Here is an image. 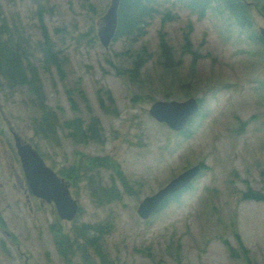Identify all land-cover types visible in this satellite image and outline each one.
Masks as SVG:
<instances>
[{
  "label": "rangeland",
  "instance_id": "374dc122",
  "mask_svg": "<svg viewBox=\"0 0 264 264\" xmlns=\"http://www.w3.org/2000/svg\"><path fill=\"white\" fill-rule=\"evenodd\" d=\"M157 1L143 35L115 38L107 51L98 31L111 0H0L1 16L23 29L33 63L43 59L42 27L61 52V73L41 74L59 122L101 126L99 141L75 143L67 129L43 139L33 132L41 111L28 90L0 92V264H57L55 234L75 238L82 225L103 227L102 249L116 264H264V200L252 198L264 197V0L240 1L250 28L220 5L199 17L189 0ZM162 40L173 67L164 65ZM191 98L200 111L182 132L149 114L157 101ZM7 122L56 172L108 163L68 181L80 204L74 222L36 204ZM198 164L204 169L176 201L147 221L138 216L143 199ZM91 181L115 184L118 200L97 203Z\"/></svg>",
  "mask_w": 264,
  "mask_h": 264
},
{
  "label": "trees",
  "instance_id": "16d2710c",
  "mask_svg": "<svg viewBox=\"0 0 264 264\" xmlns=\"http://www.w3.org/2000/svg\"><path fill=\"white\" fill-rule=\"evenodd\" d=\"M215 5H220L231 13L241 27L250 28V21L248 20L249 7L236 0H189L188 2L190 11L199 17H203ZM159 7L157 0H121L116 38L126 37L131 39L142 36L149 24L148 21L159 14ZM20 29L16 23L10 25L0 13V92H13L19 87L28 90L29 95L32 97L31 105L41 111V117L33 121V132L38 137L48 140L52 135L57 134L58 131L67 129L74 133L75 143H88L91 140L99 141L101 132L99 121L94 123L90 120L88 123H84L80 119H75L62 125L59 122L57 113L46 105L47 98L41 74H50L53 70L61 73L63 66L61 52L44 27H42L43 40L38 45L40 46L39 50L43 55V59L40 62V66L33 63L29 53L30 43L24 36L23 29ZM260 41L264 43L261 36ZM161 50L164 65L167 68L173 67L175 61L172 49L164 40L161 42ZM141 60L142 58L138 57L134 63L132 72H135V75L140 70ZM88 162L90 163L89 167L78 169L79 173L74 169L66 172L61 171V177L74 185L75 181L78 182L82 176L84 177L86 173H90L91 166L102 167L106 164L108 165L106 161H100L99 159ZM116 171L119 173L118 170ZM71 172L74 174H71ZM91 183L93 187L90 192L97 203L103 204L110 199L118 200L120 191L115 184H113L111 189H108L95 182L91 181ZM182 192L167 201H176ZM252 198L264 200V197L257 193ZM103 230L102 226L82 225V227L77 229L75 238L63 236V239L55 237V240L57 244L61 245L59 247L60 252L70 261L74 257L80 256L82 264H116L105 255L102 249ZM233 252L232 256L234 257L236 254L234 250Z\"/></svg>",
  "mask_w": 264,
  "mask_h": 264
},
{
  "label": "water",
  "instance_id": "95a60500",
  "mask_svg": "<svg viewBox=\"0 0 264 264\" xmlns=\"http://www.w3.org/2000/svg\"><path fill=\"white\" fill-rule=\"evenodd\" d=\"M120 5L121 0H111L107 13L101 19L98 37L100 44L107 51L117 35ZM260 36L264 42V28H261ZM200 107V103L195 98L185 102L157 101L152 105L149 114L158 123L167 125L175 132H182L191 118L199 113ZM12 134L31 193L36 198L48 203L54 202L61 220L74 221L78 215L79 202L71 194L69 183L65 182L46 164L33 145L24 141L17 132L12 131ZM201 171L202 166L200 164L191 167L172 179L157 193L143 199L137 209L138 216L143 221L149 220L160 210L169 197L189 188Z\"/></svg>",
  "mask_w": 264,
  "mask_h": 264
},
{
  "label": "flooded vegetation",
  "instance_id": "af4514ba",
  "mask_svg": "<svg viewBox=\"0 0 264 264\" xmlns=\"http://www.w3.org/2000/svg\"><path fill=\"white\" fill-rule=\"evenodd\" d=\"M236 1H238L239 3H240V1H242V0H236ZM244 4V3H243ZM246 5V4H245ZM197 115V114H196ZM195 115V116H196ZM152 117V116H151ZM153 118V117H152ZM154 119V118H153ZM191 120H192V118H191ZM191 120L189 121V123H191ZM158 122V121H157ZM7 125H8V127H9V130H10V132L11 131H16L15 129H14V127L12 126H10L9 125V123L7 122ZM163 125H165V124H163ZM189 125V124H188ZM167 126V125H166ZM168 127V126H167ZM186 129V128H185ZM12 134V133H11ZM21 163V162H20ZM47 164V163H46ZM22 166V165H21ZM201 166H202V168L204 169V165L203 164H201ZM51 168V167H50ZM51 169H53V168H51ZM23 170V169H22ZM54 170V169H53ZM55 171V170H54ZM56 172V171H55ZM24 173V172H23ZM56 174L58 175V176H60L61 177V175H60V173L59 172H56ZM24 178H25V176H24ZM62 179H64L65 180V182H67L68 183V181L65 179V178H63V177H61ZM26 180V179H25ZM26 183H27V181H26ZM28 185V184H27ZM29 187V186H28ZM30 190V189H29ZM71 191V190H70ZM29 192H31V190L29 191ZM25 193H28V191H25ZM32 194V193H31ZM71 194H73V192L71 193ZM33 195V194H32ZM31 196V195H30ZM29 196V194H27L25 197H26V202H28L30 205L32 204V202H31V200H30V197ZM34 196V195H33ZM34 199H36V204H39L42 208H44L45 207V204H47V205H49L50 207H53V209H55L56 210V207H55V204H54V202H52V203H48V202H46V201H44V200H41V199H39V198H36L35 196H34ZM33 207H31V210L33 211ZM56 212H57V210H56ZM63 221V220H62ZM64 222H66V221H64ZM61 223V222H60ZM69 223H71V222H68V224ZM0 232H1V228H0ZM59 237V233H56L55 234V237ZM55 244H56V247H57V249H58V252L59 253H57V259L55 260V262L57 263V264H69V260H68V258L67 257H65L61 252H60V250H59V247H61V245L60 244H57V241L55 242Z\"/></svg>",
  "mask_w": 264,
  "mask_h": 264
}]
</instances>
